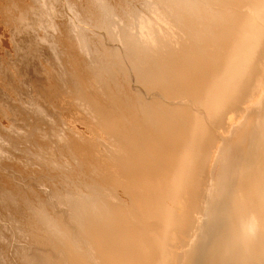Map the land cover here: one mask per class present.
<instances>
[{
  "label": "bare ground",
  "instance_id": "6f19581e",
  "mask_svg": "<svg viewBox=\"0 0 264 264\" xmlns=\"http://www.w3.org/2000/svg\"><path fill=\"white\" fill-rule=\"evenodd\" d=\"M0 264H264V0H0Z\"/></svg>",
  "mask_w": 264,
  "mask_h": 264
},
{
  "label": "rangeland",
  "instance_id": "374dc122",
  "mask_svg": "<svg viewBox=\"0 0 264 264\" xmlns=\"http://www.w3.org/2000/svg\"><path fill=\"white\" fill-rule=\"evenodd\" d=\"M15 151H17V152L19 151V152H20V150H15ZM8 162H9V161H8Z\"/></svg>",
  "mask_w": 264,
  "mask_h": 264
}]
</instances>
